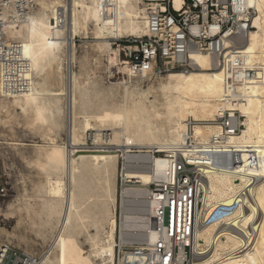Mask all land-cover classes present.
Returning a JSON list of instances; mask_svg holds the SVG:
<instances>
[{
	"label": "bare ground",
	"instance_id": "bare-ground-1",
	"mask_svg": "<svg viewBox=\"0 0 264 264\" xmlns=\"http://www.w3.org/2000/svg\"><path fill=\"white\" fill-rule=\"evenodd\" d=\"M34 1L36 12L17 27L5 29L6 40L20 46L30 86L21 95L7 94L0 76V128L20 114L26 127L45 141L32 146L26 161L35 174L43 175V181L31 195L22 190L19 198L23 208L20 202L6 211L8 217L23 209L17 221L20 227L33 229L36 237L48 243L37 264H76L78 260L80 264L115 263V178L119 157L123 161L122 178L139 185L123 191L121 209L133 198H148L147 186L164 181L171 166L182 157L195 170L206 173L210 202L231 204L232 197L247 187L240 207L221 222L195 230L193 250L205 256L192 264H264V0H232L237 20L249 17L251 29L242 47L225 54L226 68L219 63L216 68L209 53H191L193 70L169 72L146 90L139 87L137 80L153 77L148 73L133 74L119 62L117 51L108 42L146 35V4L142 0H72L69 24L62 0ZM148 1L154 5L155 0ZM172 1L174 9L180 10L181 0ZM89 26L97 41L92 50L106 56L108 69L116 67L124 76L123 82L90 91L72 70L71 41L77 34L86 36ZM243 26L238 24L236 38L241 37ZM190 30L198 33L195 26ZM237 58L253 77L242 83L226 82L229 65ZM56 74L62 76L58 92L46 86V80ZM87 94L94 95L88 100L89 104L95 102L94 107L85 106L83 98ZM225 111L231 117L236 118V112L243 118L238 133L225 136L215 123ZM57 116H64L67 136L61 144L55 140V131L60 127ZM88 131H95L97 143L103 131H110V147L106 148L113 154L93 151L73 157L84 146ZM213 137L221 138L226 148L242 152L243 165L235 172H208L209 158L197 157L199 150L212 152L217 148L210 146ZM187 140L191 141L190 149ZM14 142L11 145L16 148L23 146ZM245 152L257 158L256 167L248 166ZM211 161L224 168L228 158L221 155ZM152 206L151 215L155 216ZM121 216V235L128 238L126 235L132 232L134 240L147 237L149 242L154 241L153 233L143 234L147 222L142 216L132 219L122 210ZM81 237L89 247L86 251L80 250ZM76 251L78 258L73 256Z\"/></svg>",
	"mask_w": 264,
	"mask_h": 264
},
{
	"label": "built area",
	"instance_id": "built-area-1",
	"mask_svg": "<svg viewBox=\"0 0 264 264\" xmlns=\"http://www.w3.org/2000/svg\"><path fill=\"white\" fill-rule=\"evenodd\" d=\"M145 2L146 35L118 40L117 44L123 65L137 76L148 73L149 77L155 78L172 71H191L194 65L190 54L196 52L211 54L216 68L218 63L221 68H226L225 54L242 47L245 34L251 29L249 17L237 20L231 6L232 0H181L180 10L174 9L172 0H155L154 5L151 1ZM35 9L34 0H0V76L2 88L7 94L21 95L28 91L30 84L25 78L28 65L22 57L20 46L6 40L5 29L25 22ZM241 14L247 15L244 12ZM238 24H243L244 28L241 37L236 38ZM194 26L198 28L196 34L190 30ZM225 41H229L227 46L224 45ZM229 66L226 82L242 83L253 77L250 71L242 67L238 58ZM231 101L236 102L234 99ZM233 113L236 118L225 111L215 121L222 127L225 136L238 133L239 128L243 127L240 122L243 118ZM221 141V138H211L210 146L217 148L212 152L199 150L197 157L209 158L211 165L208 172H235L234 169L243 165L242 152L226 148ZM187 143L190 149L191 141L187 140ZM245 153L249 156L248 166L256 167L257 158L252 152ZM221 155L228 158L224 168L211 161V158ZM169 158L174 159V156ZM164 178L160 183L147 186L150 200L133 198L124 208L120 206V213L122 210L132 219L138 216L144 218L147 223L143 234L153 233L154 241L149 242L147 237L141 240L118 237L114 264H192L205 256L193 250L195 230L221 222L246 198L247 187L232 197L231 204L208 201L206 173L195 170L183 157L171 166L170 173ZM128 186L130 184L121 177L120 189ZM0 193H4L3 188H0ZM152 204L155 216L151 215ZM39 260L38 257L11 254L7 247L0 248V264H37Z\"/></svg>",
	"mask_w": 264,
	"mask_h": 264
},
{
	"label": "rangeland",
	"instance_id": "rangeland-1",
	"mask_svg": "<svg viewBox=\"0 0 264 264\" xmlns=\"http://www.w3.org/2000/svg\"><path fill=\"white\" fill-rule=\"evenodd\" d=\"M66 7V24H69L71 19V2L72 0H62ZM143 3H146L145 0H142ZM70 9V10H69ZM38 10V6L35 9V12ZM70 12V13H69ZM60 26H63L60 24ZM92 27H88V34L82 35L77 34L73 37L72 47L74 48V59L72 61V70L80 81L83 84H87L88 90H94L97 86L102 89H106L112 86L117 82H123L124 76L114 69H108V63L106 62V56L100 52L93 51L92 45L96 44L95 36L91 34ZM128 38V37H125ZM125 38L121 39H109V43L111 44L112 49L117 51L119 62L121 63V58L119 56V48L117 46L118 40L123 41ZM95 39V40H94ZM115 64V63H114ZM117 68L119 67V63H116ZM64 75V71H63ZM89 76V77H88ZM91 77V78H90ZM88 78V79H86ZM164 78V75L159 78H150V80L138 81L137 84L143 90H146L148 87L152 85H157L158 82ZM95 80V81H94ZM98 81V82H97ZM140 82V83H139ZM89 84V85H88ZM96 84V85H95ZM142 85V86H141ZM46 86L49 90L58 92L62 87V76L56 74L53 78H48L46 80ZM148 86V87H147ZM92 88V89H91ZM94 97L93 94H87L84 98V104L86 107H94L93 104H89L88 100ZM94 99V98H92ZM19 113V111H18ZM56 122L60 124L59 128L55 131V140L57 143L61 144L67 141V136L64 131V116H57L55 118ZM26 121L24 118L18 114L15 119H12L9 125L0 128V188L4 189V193H0V248L7 247L11 254H24L27 256L38 257L42 256V254L47 250L48 243L43 242L40 237H36L33 233V229L20 227L18 224L20 222L18 219L23 213V209L21 211L16 212L14 215L7 217V210L15 205H22L23 208L24 203L20 201L23 193L31 195L33 189L38 187L40 183L43 181V175L35 174L31 167L26 163L27 158L32 154V150L34 145H43L45 141L38 135L31 132L28 127H26ZM96 133L95 131H88L84 136V146H81L77 149V152L74 153L73 157H78L79 155H90L93 151H97L94 153L99 154H113V151L109 148V139L112 137V133L110 131H103L101 134V141L96 142L95 140ZM23 144V146L15 147L12 146V143ZM97 147H103L99 150ZM118 155V154H117ZM166 154H156V156L165 157ZM23 157L26 159L24 160ZM29 159V158H28ZM123 161L119 157L118 165H117V173L115 178V189H116V223H117V231H116V243L117 238H123L125 235H121L120 229L122 225V216L120 213V197L121 201L123 200V191L128 188H135L136 186L130 184V186L120 189V178L122 177V169ZM36 175V176H35ZM27 179V180H26ZM31 181V182H30ZM37 183V184H36ZM34 185V186H33ZM24 192H23V191ZM23 192V193H22ZM22 194V195H21ZM20 197V198H19ZM19 199L18 200L16 199ZM9 206V208H8ZM6 214V215H5ZM18 215V216H17ZM18 221V222H17ZM18 224V225H17ZM15 226V228H14ZM13 229V230H12ZM29 230V231H28ZM23 231V232H22ZM141 232V231H140ZM138 232V233H140ZM94 232L92 231L91 234ZM135 233H129L126 237L134 240ZM7 236V238H6ZM21 236V237H20ZM123 236V237H122ZM16 237V238H15ZM18 237V238H17ZM80 241L82 242L80 246V250L86 251L89 247L84 242V238L81 237ZM7 243V244H6ZM47 243V244H46ZM30 246V247H29ZM78 251L73 253V256L78 258ZM77 255V256H75ZM115 262V258H114ZM80 261L78 260V263Z\"/></svg>",
	"mask_w": 264,
	"mask_h": 264
}]
</instances>
